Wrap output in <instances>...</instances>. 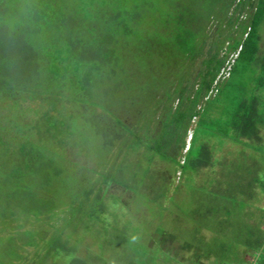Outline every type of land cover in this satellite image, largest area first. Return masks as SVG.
<instances>
[{"label":"trees","instance_id":"trees-1","mask_svg":"<svg viewBox=\"0 0 264 264\" xmlns=\"http://www.w3.org/2000/svg\"><path fill=\"white\" fill-rule=\"evenodd\" d=\"M262 88L264 0H0V264H91L80 246L101 224L108 188L129 189L135 161L151 152L175 158L179 178L204 174L213 165L208 129L214 142L257 147ZM221 99L215 116L209 102ZM26 111L35 117L24 120ZM100 149V181L70 192L64 174L79 163L70 156L89 160Z\"/></svg>","mask_w":264,"mask_h":264},{"label":"rangeland","instance_id":"rangeland-1","mask_svg":"<svg viewBox=\"0 0 264 264\" xmlns=\"http://www.w3.org/2000/svg\"><path fill=\"white\" fill-rule=\"evenodd\" d=\"M136 1L140 3L143 0ZM154 3L157 5V1ZM154 9L160 10L158 5ZM210 36L213 38V35ZM146 92L140 96V99L148 103ZM161 95H164L163 92H160L159 96ZM151 96L154 98L152 93ZM209 103H213L214 105L211 106L216 108L213 111L214 115L217 111L224 110L225 100ZM70 105L73 106V103L71 102ZM140 105H136L132 110V107L130 108L132 122L138 121L142 114V112L140 114ZM22 117L30 121L35 116L26 111ZM160 130L165 133V127L160 126ZM208 131L212 130L208 129ZM208 131L205 139L212 147L211 157L215 169L210 171L209 167L205 172L207 174L202 172L200 176L195 175V171L187 169V173H184L180 179L178 172H181V166L175 158L170 162L163 160L161 154L151 152L146 159L155 156L152 168L158 166L155 170H151V173L147 172L151 168L148 160H139V165L135 161L137 175H134L136 179L133 177L129 179L131 189L116 184L108 188L112 194L104 199L106 210H102L101 217L95 220V222L100 221L101 224L87 232L80 246V255L90 256L93 259L91 264H243L246 261L244 256L254 255V259H247L249 263L264 264V254L260 256L255 252L252 255L247 253L250 243L256 248L259 245L257 241L264 240V205L255 206L259 211L254 218L257 221L250 222L251 215L248 217L247 212L251 211L256 201L250 199L249 191H245L242 195L239 189L249 185L239 181L235 182L238 187L227 188V181L221 179L226 178L223 170H233V166L227 162L228 159H232L231 157L239 171L247 164L244 162L246 158L258 156L261 158V167L258 168L261 178L258 192L264 194V141L260 145L259 152L251 153L247 149L237 147V141H231L228 145L224 141L219 144L214 142L215 135H209ZM28 135L31 138L36 137L33 131ZM189 137L188 135L187 142H190ZM160 148L165 154L174 155V151L165 149V145ZM92 151L94 148H91ZM101 151L100 149V156L88 153L90 157L95 155L89 160L82 154L70 156L73 162L80 164H73L71 170L64 174L63 181L68 180L70 192H73L72 190L76 192L74 187L78 183L81 186L84 182L89 184L88 179L100 181L99 171L94 168L99 163V157L102 156L103 151ZM123 152L124 149L120 145L115 155L118 154L117 157L120 158ZM120 164L121 162L118 163L119 167ZM213 171L220 173L214 177ZM170 173H173V178L169 176ZM211 178L213 185L209 188L214 189L211 192H217V195L221 193L222 196L215 195L217 196L215 197L208 190ZM180 185L179 189L176 188ZM162 188H167L168 194L158 200ZM170 191H173V194ZM7 245L8 237H5L4 241H0V246L7 248ZM35 249L27 246L26 252L32 256Z\"/></svg>","mask_w":264,"mask_h":264},{"label":"crops","instance_id":"crops-1","mask_svg":"<svg viewBox=\"0 0 264 264\" xmlns=\"http://www.w3.org/2000/svg\"><path fill=\"white\" fill-rule=\"evenodd\" d=\"M257 95H259L260 97H262L264 99V88L259 89L257 92ZM261 132H262L261 133L262 139L260 141H258L257 147L253 146V143L246 145L245 142L249 143V139H246V138H243V141H241L237 145V147H241V149H247L251 153H253V151L259 152L260 151V145L264 141V124L262 125ZM222 141L226 142L227 145L231 143V140H228L226 137H223ZM246 153L248 154V152H246ZM247 154H245V155H247ZM231 158L233 159V157H231ZM232 159H228L227 162H229L233 166V170H230V169L225 170V171L223 170V174L226 178H221V179H225V181H227V188L228 187H238V184H236L235 182L238 183L239 181H241L243 184L249 185L248 187H242V188L239 187V189L241 190L242 195L244 194L245 191H249L250 199L256 201V203L252 205L251 211L247 212L248 217H249V215H251V217L249 218L250 219L249 221L250 222H256L257 220L254 218L257 216L259 211H258V209L255 208V206L257 204H259L260 207H262L264 205V197H263L264 194L258 192L259 184L261 181V178L259 177V174H258V168L261 167V158H259L258 156L253 157V158H246L244 162L247 164L245 166H243L239 171L236 169L235 162ZM215 168L216 167L213 165V167H210V171H212ZM208 169L209 168L205 169L204 171H207ZM213 172H214V177H216L217 174L220 173L217 171H213ZM238 196H240V194H238ZM243 202H244V200H243ZM257 244H259V245H257V247L255 248L254 247L255 245L250 243V245L248 246V249H247V253H250L252 255V253L255 252V254L260 255V256L262 254H264V240L257 241ZM244 258L246 261L243 262V264H252V263H249L247 259H249V260L254 259V255L252 257H249L248 255H246V256H244Z\"/></svg>","mask_w":264,"mask_h":264},{"label":"built area","instance_id":"built-area-1","mask_svg":"<svg viewBox=\"0 0 264 264\" xmlns=\"http://www.w3.org/2000/svg\"><path fill=\"white\" fill-rule=\"evenodd\" d=\"M248 31H249V30H248ZM248 31H247V32H248ZM247 32L244 34V38L247 36ZM237 54H238V52H235L234 54H232V55L230 56V58H229V60H230V64L233 63V60L236 58ZM230 64L225 68V70H224V72H223V74H225L226 76L229 74ZM221 72H222V71H221ZM189 136H190L189 139L191 140L192 132L189 133ZM182 162H183V161H182Z\"/></svg>","mask_w":264,"mask_h":264},{"label":"clouds","instance_id":"clouds-1","mask_svg":"<svg viewBox=\"0 0 264 264\" xmlns=\"http://www.w3.org/2000/svg\"><path fill=\"white\" fill-rule=\"evenodd\" d=\"M188 140H189V138H188ZM191 141V140H190ZM187 143H190V142H187ZM187 145H189V144H187ZM189 147V146H188ZM178 174H180V172H178Z\"/></svg>","mask_w":264,"mask_h":264}]
</instances>
